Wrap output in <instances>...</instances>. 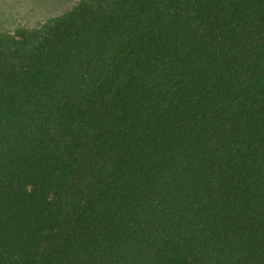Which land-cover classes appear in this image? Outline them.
<instances>
[{
    "label": "trees",
    "instance_id": "1",
    "mask_svg": "<svg viewBox=\"0 0 264 264\" xmlns=\"http://www.w3.org/2000/svg\"><path fill=\"white\" fill-rule=\"evenodd\" d=\"M0 264H264V0L0 30Z\"/></svg>",
    "mask_w": 264,
    "mask_h": 264
},
{
    "label": "rangeland",
    "instance_id": "2",
    "mask_svg": "<svg viewBox=\"0 0 264 264\" xmlns=\"http://www.w3.org/2000/svg\"><path fill=\"white\" fill-rule=\"evenodd\" d=\"M79 0H0V30L35 27L69 10Z\"/></svg>",
    "mask_w": 264,
    "mask_h": 264
}]
</instances>
